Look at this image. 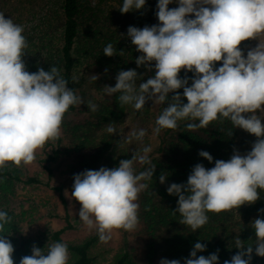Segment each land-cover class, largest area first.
Returning a JSON list of instances; mask_svg holds the SVG:
<instances>
[{
	"label": "clouds",
	"instance_id": "clouds-1",
	"mask_svg": "<svg viewBox=\"0 0 264 264\" xmlns=\"http://www.w3.org/2000/svg\"><path fill=\"white\" fill-rule=\"evenodd\" d=\"M172 3L178 6L169 8ZM145 6L146 0H123L118 10L125 14ZM156 7L158 24L127 29L128 38L141 54L135 59L137 67L151 71L154 62L155 75L137 86V71L121 70L114 87H103L105 94L119 93L120 105H131L137 111L149 100L154 104L167 102L155 121L153 131L157 135L162 129H177L178 121L187 119L199 121L188 123L189 129L228 120L234 128L256 137L251 151L242 155L234 149L229 160L217 159L212 168L197 163L186 183L167 187L169 195L178 197L173 212L179 213V222L196 232L208 222L207 213L255 204L260 191H264V123L257 115L264 111V44L249 49L246 56L240 47L243 41L257 40L264 33V0H158ZM23 33L22 25L0 12V169L9 167L8 162L29 165L47 143L58 141L70 107L86 103L91 112L98 110V105L86 102L69 87L59 67L27 70L23 57L29 44ZM103 54L117 55L111 43ZM181 70L185 72L183 78ZM188 72L193 73L191 86ZM91 77L98 79L96 75ZM179 89H183L187 103H183ZM169 93H174L171 99ZM106 131L117 134L111 123ZM131 135L143 141L146 130H134ZM142 151L143 155L133 153L131 159L120 160L117 167L86 169L73 176L71 198L81 205L79 219L96 230L101 242L110 241L115 230L130 232L139 224V194L148 188L142 181H151L155 172L147 155L151 148ZM198 155L213 162L207 151L201 150ZM137 160L148 165L139 173L133 166ZM166 179L165 173L159 177L161 184ZM258 211L264 216V208ZM11 220L6 211L0 210V233ZM251 227L256 234L255 249L253 245L245 247L237 237L234 247L240 251L224 264H251L254 251L264 257V218L254 219ZM206 247L196 242L184 264H219V250L207 257L197 256ZM14 252L12 242L0 234V264H15ZM69 259L65 242L48 245L46 253L33 244L31 255L22 256L19 264H68ZM159 264L181 261L163 258Z\"/></svg>",
	"mask_w": 264,
	"mask_h": 264
},
{
	"label": "rangeland",
	"instance_id": "rangeland-1",
	"mask_svg": "<svg viewBox=\"0 0 264 264\" xmlns=\"http://www.w3.org/2000/svg\"><path fill=\"white\" fill-rule=\"evenodd\" d=\"M84 3L98 9L101 15L99 24L104 27L99 30L103 32V35H110L112 39L108 44L111 43L119 53L123 51L122 56L130 57V60L135 62L141 54L135 50V46L128 38L127 29L129 26L143 28L145 9L122 14L118 9L122 6L123 0H84ZM57 6L58 0H0V12H3L6 18L10 17L15 23L24 27L23 35L29 47L23 59L29 72H36L38 67H43L45 71L49 70L50 66L54 65L55 58L58 57L59 25L54 21L56 19L54 11ZM177 6L176 3H172L169 8ZM158 23L156 14H154L150 26ZM101 42L95 46L78 45L75 52L79 55L83 54L82 57L85 59L89 51L98 53ZM259 43L264 44V33L259 34L257 40L243 41L240 47L246 56L247 51ZM82 65L79 67L82 68ZM82 75L85 80L76 92L86 102L92 101L98 105V110L91 112L86 103L80 107H74L62 125V136L59 143H47L42 151H38L36 159L29 165L22 163L20 166H15L8 162L10 166L7 169L14 174L23 179L28 176H37L42 183L13 184L0 180V188H4L5 191L7 189L11 193L6 194V198L19 201V206L16 202L14 213L20 232L32 245L39 243L38 241L50 245L52 243L48 241L49 233L63 227L66 224L65 216H67L72 226L62 231L61 238L64 241L80 242L89 236H97L96 241L89 248V254L95 258L93 264H115L116 256L123 246H126L129 251L130 264H159L163 258L178 259L181 264H184L183 257L172 253L171 248L186 239L192 230L180 222L167 223L162 220L164 210L170 207L173 200L170 195H158L159 188L165 192L171 184L170 170L159 172V163L168 158L174 159V171H178V163L184 153V142L171 136L164 141L162 144L164 149L160 152L161 145L153 131L156 127L155 120L160 104H154L149 100L141 111H137L131 105L121 106L118 101L119 93L112 96L105 95L103 87L106 82L104 80L101 78L93 80L91 77L93 74L88 69ZM139 76L140 81H137V86L151 78L150 71L144 66L139 67ZM109 83L112 87L115 86L111 79ZM257 115L264 123V111H258ZM109 123L116 128L117 134H110L106 131ZM140 129L146 130L143 141L131 135L132 131ZM255 139L254 135L243 129L235 128L234 144L228 150L229 159L234 149L239 150L242 155L251 151ZM144 147L151 148V152L147 155L151 163L155 165L154 175L157 178H153L157 180L142 181L148 184V188L139 194V224L134 231L115 230L110 241L101 242L96 230L89 229L79 219L81 205L71 198L73 176L86 169L99 170L102 166L117 167L120 160L131 159L133 153L143 155ZM53 148L58 149V153L53 160L47 162L46 153L51 152ZM185 149L190 158H193V150ZM133 166L139 173L144 171L148 165L141 164L137 160L134 161ZM46 167L50 170L48 171ZM162 173L167 175L164 184L159 181ZM46 182L48 185L44 184ZM51 187L61 188L63 201L58 192ZM146 201H149L153 207L154 218L152 220L145 215L143 210V204ZM152 221H155V224ZM71 259L72 254L70 253L69 261Z\"/></svg>",
	"mask_w": 264,
	"mask_h": 264
},
{
	"label": "trees",
	"instance_id": "trees-1",
	"mask_svg": "<svg viewBox=\"0 0 264 264\" xmlns=\"http://www.w3.org/2000/svg\"><path fill=\"white\" fill-rule=\"evenodd\" d=\"M157 3L158 0H146L145 11L143 12V27L146 25L150 26L153 16L157 11ZM85 4L84 0H58L57 9L54 11L56 17L54 21L59 25V34L57 37L58 57L55 58L54 65L61 69L62 75L69 82V87L77 91L85 80L82 74L87 69L91 71V74L104 80L108 86H111L109 79H111L113 84L116 83L115 77L121 70L135 69L139 75V67H137L135 62L130 60V57L122 56L118 50H116L117 55L112 57L103 54V49L108 44L109 40H112L111 36L103 35V32L99 30L104 27L99 24L101 15L98 9L96 7H89ZM102 16L105 17L104 15ZM107 30H109L108 26ZM100 41H102V44L100 45L98 53L89 51V55L85 59L82 57L83 54L80 53L79 55L75 52L78 45L83 46L87 44L95 46ZM81 64H83L82 68L79 67ZM217 66H220V62H218ZM154 75L155 69L153 62V70L150 71V77ZM180 76L181 78L185 76L184 70H181ZM187 77L189 78V86H191L193 73L188 72ZM137 81H140V79ZM177 91L181 94L183 103H187L186 98H183V89ZM172 95H174V93H169V99H171ZM164 107H167V102L159 105L157 117L162 113ZM73 108L74 107H70L69 112ZM69 112L66 113L64 123L69 116ZM188 123H199V121L181 120L178 121L177 129H162L158 135L156 134L161 145V147H159L160 152L164 149L162 146L164 141L171 136L177 137L184 142V153L180 159L181 161L178 163V171H174V159L168 158L163 160L162 163H159V172L162 170H166V172L170 170L171 183H186L191 169L197 163H202L206 168H212L215 166V160L217 159L229 160L228 150H230L234 144L235 128L228 120H224L223 122L213 121L208 127L196 129L187 128ZM229 132H231V135H229ZM59 141L60 139L55 143H59ZM188 145L189 147H187ZM185 148L193 150V158H190ZM201 150L209 152L213 156V162L210 163L208 160L200 157L198 153ZM57 153L58 149L56 148H53L51 152H47L46 161L49 162L53 160ZM46 168L48 171L50 170L48 167ZM153 177L157 178L156 175H153ZM154 178L149 182L157 180ZM0 180L12 182L13 184L19 182L23 184L42 183L37 176H28L23 179L7 168L0 169ZM44 184L48 185L47 182ZM12 187L13 186H11V188ZM51 188L58 192L60 199L63 201L61 188ZM6 194L11 193L10 191L8 192L7 189L5 191L4 188H0V210L6 211L12 217V220L11 223L5 225L4 232L0 234L5 235V238L9 239L14 245L15 252L13 254V259L15 264H19L22 256L31 255L32 244L23 237L17 226V221L15 220L14 210L17 206L16 202L19 206V201L8 200ZM158 195L169 194L167 190L163 192L162 189L159 188ZM170 198L173 201L170 207L164 210L162 220L167 223L179 222L181 219L179 213L173 212L177 208V202L175 200H177L178 197L170 195ZM262 208H264V191H260V199L255 204H245L239 209L234 208L220 213L209 212L207 213L209 216L208 222L196 232L191 231L186 239L182 240L176 247H172V253L183 257V259L188 258L194 244L196 242H201L206 244L207 247L204 252H198L197 256L203 255L207 257L219 250V264H224L225 260H230L233 255L240 251V249L234 247V240L237 237L242 241L245 247L253 245V249H255L254 243L256 234L255 230L251 227V223L256 218H264L258 211ZM143 210L150 220L154 218L153 207L149 201L143 204ZM65 221L66 224L63 227L49 233L48 241L50 243H67L68 250L72 254V259L68 261V264H93L95 258L93 255L89 254V248L96 241L97 236H89L80 242H66L61 238V233L64 229L70 228L72 223L68 220L67 216H65ZM152 222L155 224V221ZM38 242L39 243L35 245L39 248H44L46 253L48 250L47 245L49 244L46 245L42 241ZM115 264H130V255L126 246H123L116 256ZM251 264H264V257L256 256L254 251Z\"/></svg>",
	"mask_w": 264,
	"mask_h": 264
}]
</instances>
